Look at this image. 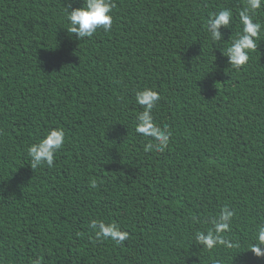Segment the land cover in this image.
Instances as JSON below:
<instances>
[{"label": "trees", "instance_id": "obj_1", "mask_svg": "<svg viewBox=\"0 0 264 264\" xmlns=\"http://www.w3.org/2000/svg\"><path fill=\"white\" fill-rule=\"evenodd\" d=\"M113 2L111 30L80 40L67 0H0V264H264L250 250L264 225V4L236 68L222 52L246 0ZM222 9L214 43L206 22ZM145 88L171 132L163 152L135 130ZM57 127L53 167L32 169L28 146ZM225 206L239 247L196 244ZM94 219L128 239L96 240Z\"/></svg>", "mask_w": 264, "mask_h": 264}, {"label": "clouds", "instance_id": "obj_2", "mask_svg": "<svg viewBox=\"0 0 264 264\" xmlns=\"http://www.w3.org/2000/svg\"><path fill=\"white\" fill-rule=\"evenodd\" d=\"M74 0H67L63 6L66 19L69 22L67 32L75 34L77 39L91 38L98 29L108 32L113 24L112 10L115 7L113 0H82L78 8H73ZM264 4V0H246L245 6L239 11V19L242 30L236 36L231 37V44L222 52L227 57V61L233 67L239 68L249 60V52L257 49V40L261 33V24L254 22L253 17L257 10ZM232 21V12L229 9H222L211 13L206 22V30L214 43L223 42V34L220 29L229 28ZM158 92L151 88L136 91L135 100L142 106V111L136 114L137 133L146 138H151V142L144 145L145 151L163 152L168 147L171 132L167 125L160 127L153 118V109L160 100ZM65 143V131L62 127L50 129L42 139L31 144L27 148L28 156L31 158L32 169L46 164L53 167L56 153L62 149ZM97 181L92 179L90 187L95 189ZM234 212L227 206L223 207L218 217L211 221L213 227L207 232L197 231L194 234L195 243L202 245L208 250L216 246H224L228 249L239 247L231 242L224 235L230 230L231 220ZM195 219V218H194ZM89 227L95 234L98 241L111 239L117 244L128 239V232L121 230L114 222L104 220H92ZM256 243L250 247L251 252L256 257L264 256V225L259 226L255 236ZM33 264H41L40 259L33 261ZM216 264H220L217 261Z\"/></svg>", "mask_w": 264, "mask_h": 264}]
</instances>
